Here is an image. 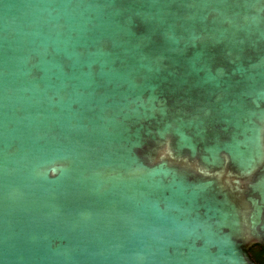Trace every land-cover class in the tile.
<instances>
[{
	"label": "water",
	"instance_id": "1",
	"mask_svg": "<svg viewBox=\"0 0 264 264\" xmlns=\"http://www.w3.org/2000/svg\"><path fill=\"white\" fill-rule=\"evenodd\" d=\"M264 0H0V264H258Z\"/></svg>",
	"mask_w": 264,
	"mask_h": 264
},
{
	"label": "trees",
	"instance_id": "2",
	"mask_svg": "<svg viewBox=\"0 0 264 264\" xmlns=\"http://www.w3.org/2000/svg\"><path fill=\"white\" fill-rule=\"evenodd\" d=\"M261 249L260 246L258 245H254L252 246L250 249H249V252L252 256V258L257 262V263H260V259H259V256H258V253H257V249ZM263 249V248H262Z\"/></svg>",
	"mask_w": 264,
	"mask_h": 264
},
{
	"label": "flooded vegetation",
	"instance_id": "3",
	"mask_svg": "<svg viewBox=\"0 0 264 264\" xmlns=\"http://www.w3.org/2000/svg\"><path fill=\"white\" fill-rule=\"evenodd\" d=\"M257 253H258V256H259V259H260V263L258 264H264V249H257Z\"/></svg>",
	"mask_w": 264,
	"mask_h": 264
}]
</instances>
